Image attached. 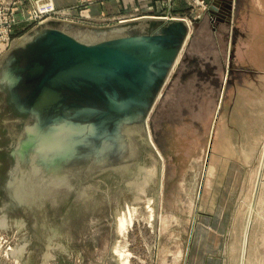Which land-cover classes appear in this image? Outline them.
<instances>
[{
    "label": "rangeland",
    "instance_id": "374dc122",
    "mask_svg": "<svg viewBox=\"0 0 264 264\" xmlns=\"http://www.w3.org/2000/svg\"><path fill=\"white\" fill-rule=\"evenodd\" d=\"M150 2L0 0L16 18L0 26V264H195V228L205 263L237 227L243 249L264 183V0ZM152 44L177 61L144 62ZM85 62L104 79L57 78ZM44 87L59 97L39 108Z\"/></svg>",
    "mask_w": 264,
    "mask_h": 264
},
{
    "label": "crops",
    "instance_id": "0c3cea01",
    "mask_svg": "<svg viewBox=\"0 0 264 264\" xmlns=\"http://www.w3.org/2000/svg\"><path fill=\"white\" fill-rule=\"evenodd\" d=\"M114 1L119 2V3L122 2L121 4H123L124 7H129L128 5H130V6L136 5L139 8H144V12H151V11L155 12L154 10H158L157 9L158 6H156L155 4L150 2L151 0H114ZM111 3L112 2H106L105 5L108 6ZM112 5H114V4H112ZM250 205H251V208H252L251 209L252 212H251L250 220L247 223V227H249V230H248V232H245V236L247 234V240H246V237H245V240H246V245H245L246 246V251H245V253L246 254H245V258H244V263L243 264L251 263L250 261L248 263V259H247L248 258L247 257L248 256L247 247H248L250 239L252 240V242H255V243L252 244V247L255 246V248L257 250V248L259 246V242H258L255 234L254 233L251 234L252 226L253 225L255 226V225H258V224H261L262 227L264 226V183L262 182V178H260V177H259V181L257 180V183H255V185H254V192H253V197H252V201H251ZM234 220L236 221V225L235 226L242 225V223L244 224V220H241V219L235 218V217H234ZM233 225H234V221H233ZM246 228H245V231H247ZM236 229L237 230H235V233L229 231L228 232V236L227 235L225 236L226 233L223 235L222 248L224 250L225 259H223V263H221V264H231V260L229 259V256L231 255V250L235 251V252H239V255H240L239 261H237L234 264H242L241 260H242V255H243V249L241 250V247L239 245V239H240L241 232H240V229H238V227ZM200 235L201 234H200L199 230H197L195 228V236H196L197 243L195 244L194 251L192 253V258L194 256H196L193 259V262L195 264H220V261H212V262L205 263V261L202 260L201 256H203L204 251H203V246H202V241H201L202 238L200 237ZM198 259H200V260H198ZM210 259L211 258L209 257L208 260L210 261ZM191 263H192V260H191L190 264Z\"/></svg>",
    "mask_w": 264,
    "mask_h": 264
},
{
    "label": "bare ground",
    "instance_id": "6f19581e",
    "mask_svg": "<svg viewBox=\"0 0 264 264\" xmlns=\"http://www.w3.org/2000/svg\"><path fill=\"white\" fill-rule=\"evenodd\" d=\"M137 45H140V43L137 44ZM128 48H130V47H128ZM150 48H151L150 49V51H151L150 53L146 54L145 56L140 55L141 59L144 62H146V63H148L149 61H152V60L160 59V58H175V61H177V59L179 57L177 52H181V51H177V49H175L174 47L173 48H165V47H163L161 45H158V44H152V45H150ZM175 63H177V62H175ZM35 70H36V68H35ZM70 75H86V76H89V77H91V78H93L95 80H103L104 76H105V74L101 71V69L98 66L92 65L89 62H85V63L79 64V65H76V66H72L69 69L62 71L57 78L58 79H65V78L69 77ZM139 77H141V76H139ZM58 97H59V95H58L57 92L53 91L52 89H50L48 87H44L42 89V91L40 92L39 97H37L38 100L36 101V106L41 108L45 104H47L48 102L55 101L56 99H58ZM114 105H118V103H115ZM151 143L154 144L153 141H151ZM154 146H155V144H154ZM157 152L162 157V154L160 153V151L158 149H157ZM142 171L146 172L147 176H146V178L143 179L144 185H142V186L140 185L138 190H140L142 192H145L146 191L145 190V185H147L152 180V178H153V176L155 174V171L152 168H150V167L141 168L140 172H142ZM151 201H153L151 198H147V202H151ZM249 216H250V214H249ZM125 222H126L125 218L123 216L120 217L119 224L122 227V229L125 228ZM246 229H247V231H245V232H248L249 227H247ZM245 237H246V240H247V234H246V236H244V238ZM246 240H244L245 243H244V246H243V255H242V260H241L242 264L244 263V258H245V254H246L245 253V251H246V246H245L246 245Z\"/></svg>",
    "mask_w": 264,
    "mask_h": 264
},
{
    "label": "built area",
    "instance_id": "2783aa9c",
    "mask_svg": "<svg viewBox=\"0 0 264 264\" xmlns=\"http://www.w3.org/2000/svg\"><path fill=\"white\" fill-rule=\"evenodd\" d=\"M29 19H33L34 16H28ZM27 18V19H28ZM16 21L15 14L9 12L5 6L0 4V26L8 30V27L12 26V23Z\"/></svg>",
    "mask_w": 264,
    "mask_h": 264
},
{
    "label": "water",
    "instance_id": "95a60500",
    "mask_svg": "<svg viewBox=\"0 0 264 264\" xmlns=\"http://www.w3.org/2000/svg\"><path fill=\"white\" fill-rule=\"evenodd\" d=\"M67 40L71 43V45L73 47L78 48L81 51H85V52L96 51V47H94V46H90V45L78 42V41L71 39V38H67Z\"/></svg>",
    "mask_w": 264,
    "mask_h": 264
}]
</instances>
